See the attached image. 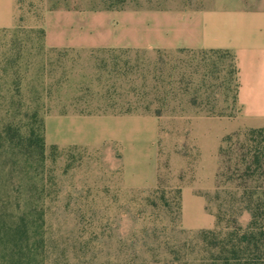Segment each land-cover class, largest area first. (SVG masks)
<instances>
[{
	"label": "rangeland",
	"instance_id": "374dc122",
	"mask_svg": "<svg viewBox=\"0 0 264 264\" xmlns=\"http://www.w3.org/2000/svg\"><path fill=\"white\" fill-rule=\"evenodd\" d=\"M192 1L0 0V128L34 110L45 122L43 264H223L210 240L247 231V204L264 201L262 137L234 128L230 51L97 47ZM74 115L90 131L58 142Z\"/></svg>",
	"mask_w": 264,
	"mask_h": 264
},
{
	"label": "crops",
	"instance_id": "0c3cea01",
	"mask_svg": "<svg viewBox=\"0 0 264 264\" xmlns=\"http://www.w3.org/2000/svg\"><path fill=\"white\" fill-rule=\"evenodd\" d=\"M0 11V22L7 20ZM163 19L160 23V17ZM149 30L142 21L122 24L121 34L97 47H148L190 50H226L235 60L238 78V114L234 128H264V0H193L172 15H154ZM51 46L62 40L48 35ZM116 120L101 119L105 124ZM90 120L79 116L57 119L58 142H80V132L90 131ZM81 126L80 132L77 128ZM110 127V126H109Z\"/></svg>",
	"mask_w": 264,
	"mask_h": 264
},
{
	"label": "trees",
	"instance_id": "16d2710c",
	"mask_svg": "<svg viewBox=\"0 0 264 264\" xmlns=\"http://www.w3.org/2000/svg\"><path fill=\"white\" fill-rule=\"evenodd\" d=\"M104 1L105 9H115L126 2ZM235 73L238 91L236 65ZM17 89L19 91V86ZM37 114V110H34L31 114L34 121L25 126L9 120L0 128V264H43L47 144L45 122ZM248 131L247 135L257 134L264 142V128L248 127ZM229 137L231 135L225 139ZM255 158L261 161L258 154ZM14 188L19 194L14 193ZM262 200L252 199L247 204L246 208L252 215L247 231L227 241L218 238L210 240L216 249L215 260H221L223 264H263L260 262L264 259V256H260L264 253L261 243L264 237ZM235 225L238 230L243 229L238 220H235ZM208 233L203 231L206 240L209 238ZM254 253L260 254L253 257Z\"/></svg>",
	"mask_w": 264,
	"mask_h": 264
}]
</instances>
